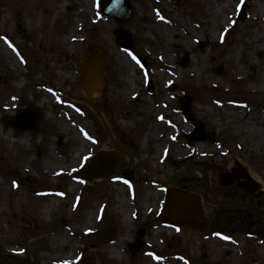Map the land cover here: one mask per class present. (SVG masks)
Returning a JSON list of instances; mask_svg holds the SVG:
<instances>
[{
  "label": "rangeland",
  "instance_id": "1",
  "mask_svg": "<svg viewBox=\"0 0 264 264\" xmlns=\"http://www.w3.org/2000/svg\"><path fill=\"white\" fill-rule=\"evenodd\" d=\"M131 2L134 17L121 22L101 18L100 0H0V66L13 72L0 76V264H79L83 256L94 264H264V220L252 215L249 225L203 198L204 228L177 226L164 217L158 183L193 164L215 177L237 158L264 189V0ZM244 2L247 17L237 21ZM119 26L133 33L130 51L117 43ZM95 47L106 56V80L88 93L80 63ZM33 76L43 82L28 84ZM71 94L102 104L117 141L137 153L132 165ZM188 99L217 142L183 137L193 129L180 107ZM28 106L42 111L36 130L5 124ZM228 135L235 142L225 146ZM101 150L115 153L116 172L76 176ZM181 178L177 187L203 197L197 173ZM210 194L240 192L213 181ZM138 228L144 242L132 255L126 244Z\"/></svg>",
  "mask_w": 264,
  "mask_h": 264
},
{
  "label": "water",
  "instance_id": "2",
  "mask_svg": "<svg viewBox=\"0 0 264 264\" xmlns=\"http://www.w3.org/2000/svg\"><path fill=\"white\" fill-rule=\"evenodd\" d=\"M246 6L247 5L245 4L243 10L238 16V19L242 21L246 17ZM100 10L103 18L107 19L109 16H113L122 21L130 20L134 16L135 12L130 0H101ZM114 33L117 37L119 45L127 49L132 48L131 31H129L126 27L121 26L116 28ZM140 58L143 59L142 57ZM81 67V80L86 92L90 93L92 89L104 83L106 78L104 74L106 69V56L104 55L103 51L100 50V48H94L91 53L83 59ZM9 74L12 75L13 73ZM218 74H221V67H218ZM150 89H152L151 86ZM77 98L90 105L100 116L102 122L110 133L112 142L129 158L128 164L132 165L136 157L135 151L126 149L116 141L100 108L93 101H91L89 97L83 96ZM181 105L185 117L194 123V130L189 134H184L187 140L189 142L206 140L216 141V137L213 135V133L206 131L204 123L194 116L191 100L188 99L187 101H183ZM41 114L42 112L39 108L26 107L19 110L15 116H8L5 119V122L7 125L14 127L18 131H25L28 129L36 130L39 127V119ZM116 165L117 162L115 160V154L113 151H100L91 159L89 163L85 164L78 171V175H81L89 180H94L97 177H109L116 171ZM189 172H199L205 179L206 189L204 195L209 203L213 205H232L245 207L264 215V209H261L257 206L248 203L218 200L210 197L209 174L204 170L203 167L197 165L186 167L181 171L175 172L167 181H161L162 184L169 187L165 215L171 222L199 226H203L206 223V218L202 214V206L199 195L188 194L186 191L178 190L174 187L176 185L177 178ZM219 177L220 183L225 186L232 184L235 180V176L229 173L220 174ZM247 178L248 179L246 181H240V177H238V185L257 197L262 195L263 191L256 193V190L260 188V183L248 175ZM144 235L145 229L140 228L136 233L135 242L127 243V246L133 255H136L140 251L143 244ZM91 262L93 261H90L85 257L81 264H91Z\"/></svg>",
  "mask_w": 264,
  "mask_h": 264
},
{
  "label": "flooded vegetation",
  "instance_id": "3",
  "mask_svg": "<svg viewBox=\"0 0 264 264\" xmlns=\"http://www.w3.org/2000/svg\"><path fill=\"white\" fill-rule=\"evenodd\" d=\"M4 71H7L4 67L0 66V76L3 75ZM5 74V73H4ZM7 77V76H6ZM218 172H225V171H231L233 175L237 176V177H243L246 173H247V169L246 167H244L243 165H241L240 163H237L235 165H229V164H225V163H221L220 165L217 166V168H215ZM210 171H213V169H209ZM217 179V180H216ZM213 181H216L217 183H219L218 178H213L212 179V183ZM219 185V184H218ZM220 186V185H219ZM232 186H235L236 188H238L236 182H234V184ZM222 187V186H220ZM225 188V187H223ZM238 199H241L243 201H248V202H254L253 201V196H251V194L249 195H237ZM226 213L228 214H233V211H226ZM236 213V212H235Z\"/></svg>",
  "mask_w": 264,
  "mask_h": 264
},
{
  "label": "trees",
  "instance_id": "4",
  "mask_svg": "<svg viewBox=\"0 0 264 264\" xmlns=\"http://www.w3.org/2000/svg\"><path fill=\"white\" fill-rule=\"evenodd\" d=\"M88 50L89 49H86L85 50V52L87 53L88 52ZM84 52V53H85ZM28 84H30L29 82H28ZM228 136H230V135H228ZM227 136V137H228ZM232 139H234L232 136H230L229 138H228V140H227V143L226 144H230L231 142H235V140H232ZM226 142V141H225ZM256 205H258V206H260V207H262V208H264V202H260V201H257V202H254ZM232 209V208H231ZM234 209H236V210H240V211H243V212H246V213H253L254 215H256L257 217H260L261 219H263L264 220V217L263 216H261V215H258V214H256V213H254V212H251L250 210H247V209H243V208H235L234 207Z\"/></svg>",
  "mask_w": 264,
  "mask_h": 264
},
{
  "label": "bare ground",
  "instance_id": "5",
  "mask_svg": "<svg viewBox=\"0 0 264 264\" xmlns=\"http://www.w3.org/2000/svg\"><path fill=\"white\" fill-rule=\"evenodd\" d=\"M60 262H62V264H71L72 262H74V260L73 259H66V260H63Z\"/></svg>",
  "mask_w": 264,
  "mask_h": 264
},
{
  "label": "snow or ice",
  "instance_id": "6",
  "mask_svg": "<svg viewBox=\"0 0 264 264\" xmlns=\"http://www.w3.org/2000/svg\"><path fill=\"white\" fill-rule=\"evenodd\" d=\"M133 59H135V57L133 56Z\"/></svg>",
  "mask_w": 264,
  "mask_h": 264
}]
</instances>
